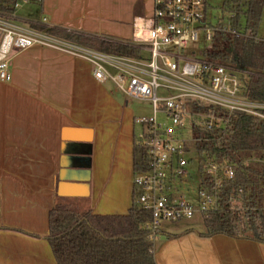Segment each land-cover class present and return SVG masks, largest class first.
<instances>
[{
	"label": "crops",
	"instance_id": "0c3cea01",
	"mask_svg": "<svg viewBox=\"0 0 264 264\" xmlns=\"http://www.w3.org/2000/svg\"><path fill=\"white\" fill-rule=\"evenodd\" d=\"M152 14L153 0H21L15 10L24 24L122 42ZM10 72L0 82V264H56L47 236L57 199L96 216L133 205L135 119L84 60L35 46L12 57ZM152 254L155 264H264V243L205 237L188 219L160 226Z\"/></svg>",
	"mask_w": 264,
	"mask_h": 264
},
{
	"label": "built area",
	"instance_id": "2783aa9c",
	"mask_svg": "<svg viewBox=\"0 0 264 264\" xmlns=\"http://www.w3.org/2000/svg\"><path fill=\"white\" fill-rule=\"evenodd\" d=\"M207 9L205 0H153L149 23L141 26L138 37L136 31L130 41L139 52L137 58L94 51L32 29L20 21L0 17V82L11 81L10 61L15 54L39 46L86 61L97 82L112 84L127 99L151 104L153 115L134 122L145 128L135 143L144 149L146 161L145 169L133 175L134 203L150 216L143 223V230L151 242L164 222L176 223L191 219L197 212L216 210L222 179L233 178L231 167L204 159L199 161L193 200L186 199L185 193L175 194L179 193L175 182L189 177L188 161L184 159V154L190 152L186 148L189 143L178 139L182 120L190 116L197 124L209 127L221 121L214 116L192 113L193 105L221 110L228 116L239 113L264 121V102L247 97L238 70L199 54L211 47L206 48V44H212L223 23L218 20L212 25ZM222 30L229 32L225 26ZM190 43H199L200 50L187 58L183 51ZM170 48L175 53L171 54ZM160 90L167 95L158 97ZM158 114L171 127L158 122ZM200 175L206 176L207 181Z\"/></svg>",
	"mask_w": 264,
	"mask_h": 264
},
{
	"label": "trees",
	"instance_id": "16d2710c",
	"mask_svg": "<svg viewBox=\"0 0 264 264\" xmlns=\"http://www.w3.org/2000/svg\"><path fill=\"white\" fill-rule=\"evenodd\" d=\"M20 1L0 0V17L24 22L15 17ZM263 10L264 0H224L220 11L228 18L219 25L211 47L199 53L238 70L245 94L258 102H264V40L258 35ZM25 25L94 51L139 57L130 41L75 34L40 22ZM192 113L221 121L211 127L192 123V143L186 148L193 149L199 161L210 159L233 169L231 180L222 179L217 209L200 215L204 236L264 243V121L239 113L228 116L201 105H193ZM145 161L144 149L134 143L133 171H143ZM200 178L207 181L206 176ZM149 218L135 203L126 216H96L90 211L80 213L57 199L48 213L47 242L56 264H155L152 242L143 230Z\"/></svg>",
	"mask_w": 264,
	"mask_h": 264
},
{
	"label": "rangeland",
	"instance_id": "374dc122",
	"mask_svg": "<svg viewBox=\"0 0 264 264\" xmlns=\"http://www.w3.org/2000/svg\"><path fill=\"white\" fill-rule=\"evenodd\" d=\"M208 6L207 9V16L209 21L214 25L218 20L223 21V23L226 22L228 16L226 14H222L220 11V8L224 2V0H205ZM27 2V1H26ZM33 6L25 7L26 10H31ZM25 13V12H23ZM259 36L264 39V12H263V18H262V24L259 27ZM202 44V48H203ZM211 46V44H206V48ZM205 47V46H204ZM200 50V44L199 43H190L187 48L183 51L184 55L187 58H191L192 52H197ZM171 54L175 53V50L170 48L168 50ZM120 98L124 101V97L121 93H119ZM167 93L160 90L157 92L158 97L166 96ZM127 102V110L130 111V114L134 119L142 118V117H151L153 115L152 112V106L149 102H139L131 99H125ZM158 122L164 124L166 127H171V124L169 121H167L162 115L158 114ZM195 121L191 120L190 116L185 117L182 120V127L180 128V135L178 136V139L180 141H183L185 143H190L191 141V125ZM196 123V122H195ZM145 131V128L141 127L139 124H134V133L135 138H137L142 132ZM184 159L188 161V166L186 167V171L189 174L188 178H181L175 182L176 186L179 187V193H176L177 195H180L181 193H185L184 196L186 199H192V194H194L197 190L198 185V166H199V158L196 155L195 152L190 151L188 153L184 154ZM195 203H193L194 205ZM201 214L197 212L192 218V221L201 222ZM166 222L161 224V227H163Z\"/></svg>",
	"mask_w": 264,
	"mask_h": 264
},
{
	"label": "water",
	"instance_id": "95a60500",
	"mask_svg": "<svg viewBox=\"0 0 264 264\" xmlns=\"http://www.w3.org/2000/svg\"><path fill=\"white\" fill-rule=\"evenodd\" d=\"M68 173H69V172H65V171L63 172V171H62L61 174H60V175H61V179H62V180H67V179H68V177H67ZM84 173H85V172H84ZM86 173H87V172H86Z\"/></svg>",
	"mask_w": 264,
	"mask_h": 264
},
{
	"label": "bare ground",
	"instance_id": "6f19581e",
	"mask_svg": "<svg viewBox=\"0 0 264 264\" xmlns=\"http://www.w3.org/2000/svg\"><path fill=\"white\" fill-rule=\"evenodd\" d=\"M137 30H139V28H137ZM139 31L136 32V38L138 37V33H140Z\"/></svg>",
	"mask_w": 264,
	"mask_h": 264
}]
</instances>
